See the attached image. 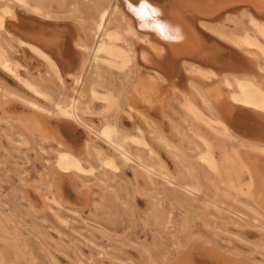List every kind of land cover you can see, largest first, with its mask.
<instances>
[{
  "label": "bare ground",
  "instance_id": "bare-ground-1",
  "mask_svg": "<svg viewBox=\"0 0 264 264\" xmlns=\"http://www.w3.org/2000/svg\"><path fill=\"white\" fill-rule=\"evenodd\" d=\"M28 1L8 0L9 4L0 6V34L4 33L22 51V56L10 58L0 46V68L36 97L42 95L26 78L31 73L22 61H34L45 67L46 73L52 74L60 86L64 78H69L73 85L80 82L76 98L68 105L53 103L51 116L31 103L38 113L31 116L25 126L41 143L50 141L55 145L51 166L58 178H93L103 191H108L109 201L125 206L120 196L122 189L106 185L109 181L106 172L115 171L116 164L113 156L98 149L94 143L97 139L123 162L131 156L127 141L145 148L150 164L135 159L145 181L152 185V176L156 173L167 179L142 129L135 126L127 135L109 112L122 109L131 118L139 101L156 102L164 107L162 101L179 97V111L174 114L198 140L201 159L208 160L212 154L209 143L199 135V127L213 135L216 147L222 145L221 162L228 165L232 157L244 178L241 180L231 172L216 192L232 205L240 204L239 196L249 199L252 207L245 208L250 211V220L264 231V0H113L103 16V26L93 23L90 56L76 28L49 15L47 0H31V5ZM71 7L69 5L68 12L73 14ZM153 8L158 13L155 16ZM160 25L165 26L163 31ZM177 32L179 39L169 38ZM219 86L225 90L224 95L219 93ZM214 87L217 93L212 94ZM126 91L129 96L125 95ZM93 102H97L102 111L95 124L86 118L91 115ZM137 114L143 119L142 123L152 129L156 141L170 149L149 119L143 113ZM53 117L71 119L86 131L87 136L78 149L69 146L51 126ZM20 140V145H27ZM200 146L195 145V150H200ZM172 158L178 174L188 178V184L184 185L186 191L193 194L195 188L186 161L175 153ZM85 189L80 194L86 195L89 187ZM42 196L43 204L53 212L58 223L67 225L68 222L52 209V205L62 206L60 196ZM151 198L152 208L160 210L157 194ZM2 215L0 231L5 238L9 218ZM156 218V225L174 229L168 235L176 245L179 239L174 232L176 222L171 209ZM177 225L185 229L187 217H181ZM12 233L10 245L18 249L14 229ZM181 233L183 236L179 238L182 239L184 232ZM209 254L215 262L203 264H231ZM188 261L189 256L179 257L172 264H189Z\"/></svg>",
  "mask_w": 264,
  "mask_h": 264
},
{
  "label": "rangeland",
  "instance_id": "rangeland-1",
  "mask_svg": "<svg viewBox=\"0 0 264 264\" xmlns=\"http://www.w3.org/2000/svg\"><path fill=\"white\" fill-rule=\"evenodd\" d=\"M4 3L8 0H0V6ZM112 3L113 0H47L46 5L51 17L76 28L90 56L94 42L91 30L96 24L103 26V16ZM28 4H32L31 0ZM69 5L74 8L73 14L68 12ZM0 46L10 58L22 56L17 44L4 33L0 34ZM21 64L29 69L31 74L26 78L42 97L33 96L0 68V214L9 218L10 226L5 238L0 231V264H172L179 257L187 256L189 264L215 262L214 257H208L209 253L231 264H264V231L253 224L250 211L245 208L252 207V202L239 196L240 204L232 205L216 192L231 172L243 180L240 169L232 157L228 165L221 162L222 145L216 147L213 135L203 127L198 128L199 135L209 143L212 156L208 160L201 159L202 148L198 140L174 114L179 111V97L162 101L164 107L156 102L139 101L131 118L122 109L109 112L127 135L135 126L142 129L150 150L163 166L161 172L169 179L156 173L152 176V185L145 181L135 160L139 158L150 164L145 148L127 141L132 161L123 162L107 145L94 140L105 155L114 157L116 170L106 172L109 179L106 185L122 189L120 196L125 203L122 207L109 201L108 191H103L93 178L62 176L59 179L51 166L55 145L50 141L41 143L25 127L27 120L38 113L31 103L51 116L54 114L53 103L68 105L76 98L80 82L73 85L69 78H64L60 86L40 64L34 61H22ZM76 75L80 78L79 73ZM211 89L212 94L217 93V88ZM218 89L220 94H225L222 86ZM127 91L125 95L129 96ZM194 103L198 105L196 100ZM90 106L92 112L86 118L95 124L102 111L97 102ZM137 113H143L149 119L170 149L156 141L152 129L142 123L143 119ZM53 118L51 126L69 146L78 149L87 136L86 131L71 119ZM19 139L27 145H20ZM195 145L200 146V150H195ZM174 153L190 168V179L195 188L193 194L184 186L188 184V178L177 172L172 158ZM85 187H89L87 194H80ZM44 194L60 196L62 206L52 205V209L68 222L67 225L59 224L53 212L45 207ZM155 194L161 203L158 211L152 208L151 197ZM170 209L176 222L174 232L179 239L176 245L168 235L174 229L166 230L156 225V216L161 217ZM181 217H187L185 229L177 225ZM13 229L18 238V249L10 245ZM181 231L184 232L182 239L179 238Z\"/></svg>",
  "mask_w": 264,
  "mask_h": 264
},
{
  "label": "snow or ice",
  "instance_id": "snow-or-ice-1",
  "mask_svg": "<svg viewBox=\"0 0 264 264\" xmlns=\"http://www.w3.org/2000/svg\"><path fill=\"white\" fill-rule=\"evenodd\" d=\"M141 7L143 8V7H145V5L141 4ZM152 12H153V16H155V15L158 14L157 11H156V9H154V8L152 9ZM159 27L161 28L162 31L165 28V26H163V25H160ZM169 38L179 39L180 36H179V34L177 32V33H173L172 35H170Z\"/></svg>",
  "mask_w": 264,
  "mask_h": 264
}]
</instances>
